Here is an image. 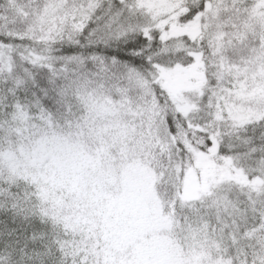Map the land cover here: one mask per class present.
Listing matches in <instances>:
<instances>
[{
  "label": "snow or ice",
  "instance_id": "6c2138e0",
  "mask_svg": "<svg viewBox=\"0 0 264 264\" xmlns=\"http://www.w3.org/2000/svg\"><path fill=\"white\" fill-rule=\"evenodd\" d=\"M0 264H264V0H0Z\"/></svg>",
  "mask_w": 264,
  "mask_h": 264
}]
</instances>
